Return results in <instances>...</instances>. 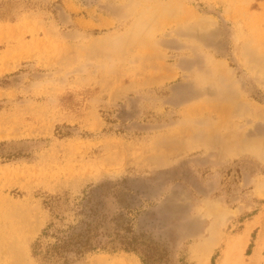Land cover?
Wrapping results in <instances>:
<instances>
[{
	"label": "rangeland",
	"instance_id": "374dc122",
	"mask_svg": "<svg viewBox=\"0 0 264 264\" xmlns=\"http://www.w3.org/2000/svg\"><path fill=\"white\" fill-rule=\"evenodd\" d=\"M50 221L107 233L68 264H264V0H0V264H60Z\"/></svg>",
	"mask_w": 264,
	"mask_h": 264
},
{
	"label": "trees",
	"instance_id": "16d2710c",
	"mask_svg": "<svg viewBox=\"0 0 264 264\" xmlns=\"http://www.w3.org/2000/svg\"><path fill=\"white\" fill-rule=\"evenodd\" d=\"M57 198H49L47 206L50 210L54 209L52 201ZM101 226L98 229L93 230L92 237L89 236L90 229L85 228L83 233H71V230L76 228V225H66L65 227H57L54 222L50 221L41 233L42 237L48 239V241L43 244L41 239L37 240L33 245V254L35 256L41 257L43 260H49L54 263L68 264L71 258L67 257L65 253L74 252L76 254H84L91 252L92 250H103L106 248L105 244L102 242V238L107 235L105 229ZM84 237L79 239L77 237ZM133 241V240H132ZM128 243L123 249H128ZM45 248V250H44ZM135 250L134 246L130 248ZM143 262L146 259L142 258Z\"/></svg>",
	"mask_w": 264,
	"mask_h": 264
},
{
	"label": "bare ground",
	"instance_id": "6f19581e",
	"mask_svg": "<svg viewBox=\"0 0 264 264\" xmlns=\"http://www.w3.org/2000/svg\"><path fill=\"white\" fill-rule=\"evenodd\" d=\"M250 226V225H249ZM249 226H247V229L245 230V234L243 235V237L241 238V247L242 246H244L245 245V243H246V236H247V233H248V231H249V229H250V227ZM260 239L261 240H263L264 239V230H263V232H261V234H260ZM260 240V241H261ZM259 241V242H260ZM226 254V253H225Z\"/></svg>",
	"mask_w": 264,
	"mask_h": 264
}]
</instances>
